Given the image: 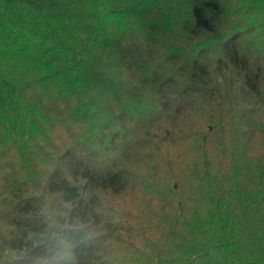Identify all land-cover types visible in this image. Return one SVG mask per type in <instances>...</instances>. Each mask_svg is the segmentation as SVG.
<instances>
[{
	"label": "trees",
	"instance_id": "obj_1",
	"mask_svg": "<svg viewBox=\"0 0 264 264\" xmlns=\"http://www.w3.org/2000/svg\"><path fill=\"white\" fill-rule=\"evenodd\" d=\"M0 264H264V0H0Z\"/></svg>",
	"mask_w": 264,
	"mask_h": 264
},
{
	"label": "rangeland",
	"instance_id": "obj_2",
	"mask_svg": "<svg viewBox=\"0 0 264 264\" xmlns=\"http://www.w3.org/2000/svg\"><path fill=\"white\" fill-rule=\"evenodd\" d=\"M199 119L200 118H197V117H191V118H188V120L186 122H184V123H185L186 127L188 128L191 125H195V124L199 123ZM147 171L148 172H151L150 170H147ZM145 195H149V194H145ZM152 198L144 197V198H142L143 200L142 199L140 200V203L143 204L142 205L143 208L141 209L140 216L147 221L148 218H150V219L153 218L151 216V214L152 215H155L156 214V218H159V220L164 221L165 218H166V215L163 212L157 214V211L159 209L154 206V204L156 203L155 202L156 199L155 198L152 199ZM105 200L108 203L109 198L107 197ZM107 205H110V204H107Z\"/></svg>",
	"mask_w": 264,
	"mask_h": 264
}]
</instances>
